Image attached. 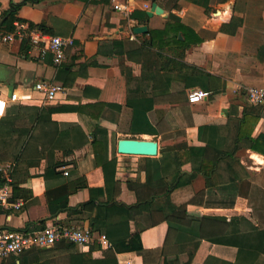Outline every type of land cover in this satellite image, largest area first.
Returning <instances> with one entry per match:
<instances>
[{
  "label": "crops",
  "instance_id": "obj_1",
  "mask_svg": "<svg viewBox=\"0 0 264 264\" xmlns=\"http://www.w3.org/2000/svg\"><path fill=\"white\" fill-rule=\"evenodd\" d=\"M114 2H128L132 7L130 15L114 10ZM153 3L161 13L148 17L146 11ZM234 3L235 0H0V96L6 98L10 91L17 90L32 93L35 98L28 103H9L0 118V167H13L12 198L24 200L20 209H0V230L35 229L41 222L44 226L89 227L84 215L68 217L61 209L64 203L73 207L88 201V187L94 189L95 205L111 194L119 202L135 203L137 193L127 183L145 184L146 162L151 156L120 154L116 144L113 146L114 140L131 135V108L122 107L128 95L134 106L144 103L148 108L151 124H179L184 131L182 138L188 145L205 146L206 157H215L220 150L227 151L238 143L230 160H237L236 171L249 181L251 191L246 195L250 199L231 183L220 185L218 192L205 194L204 179L199 175L190 188L171 196L174 203L194 200L187 204L190 216L212 217L194 227L197 238L174 241L190 235L193 226L188 217L181 219L187 228L180 231L170 230L166 222L160 221L140 234L143 247L154 252L147 263L135 252L114 253L111 241L109 247L98 245L93 249L92 258H115L117 264H264V154L250 149L247 138L235 142L238 120L245 110L260 114L251 125V136L264 135V103L252 104L242 92L234 90L236 84L264 86V52L248 48L264 43V10H257L258 16L249 24L257 35L244 41V22L236 25L233 32L228 27L222 30L233 17L244 20L243 13L234 10ZM12 10L18 21L42 26L54 35L73 37L74 45L64 60L70 64L68 73L61 75L64 79H55L57 67L50 58H41L35 48L24 53L23 38L15 34L13 40H3L13 32L3 24ZM142 14L148 19H142ZM139 25H146L154 34L148 56L141 61L135 53L120 52L113 44L127 39L137 43L145 40L143 33L133 32ZM182 45L189 47L178 48ZM169 48L174 49L170 57L187 64L181 74L178 70H159L161 61L154 52ZM184 78L188 88H182ZM37 82L59 84L64 90L51 101H40L42 95L34 89ZM191 90H202L207 95L191 103L187 100ZM78 105L92 107L78 112ZM94 135L104 145L103 162L115 161L108 174L104 166L93 163L90 144L79 145ZM174 137L168 134L164 143ZM160 140L158 135V154L154 157L161 156ZM166 159L162 163L169 171L173 165ZM56 160L67 165L49 166ZM182 169L189 171V164ZM13 186L17 197L13 196ZM255 190L263 199L255 197ZM158 219L154 216L155 221ZM111 227H116L118 235L134 229L132 222ZM90 247L46 254L50 255L49 264H82L81 253ZM31 260V255L20 253L4 257L0 264H28Z\"/></svg>",
  "mask_w": 264,
  "mask_h": 264
},
{
  "label": "trees",
  "instance_id": "obj_2",
  "mask_svg": "<svg viewBox=\"0 0 264 264\" xmlns=\"http://www.w3.org/2000/svg\"><path fill=\"white\" fill-rule=\"evenodd\" d=\"M13 8L16 9L18 6H14ZM233 8L235 11L237 10L243 13L244 20L242 17H233L228 25L222 26V30L227 31L228 27L230 29L232 28L230 32H233V29L236 27V25H241L244 22L245 27L243 30V40L245 41L250 35H257V32L253 30L249 24L254 20L255 17L258 16V14H256L257 10H264V2L262 3V0H235ZM14 11L15 10L10 11L3 20V24L7 27L8 31H14L13 22L17 20V18L14 17ZM141 18L148 19L146 14H142ZM28 28H38L44 32H47L42 26L35 25L33 23H28ZM142 35L147 38L145 40H140L139 43L127 39L126 41H114L113 44L115 47L118 46L117 49H119L120 52H127V50H129L130 53H135L141 61V59H144L145 56H148L147 52L152 47L151 42L153 43L154 41V34L150 29ZM262 41H264V37L262 38ZM177 42L181 41L177 39ZM23 43L25 45L23 47V52L26 53L31 45L27 39H23ZM248 46L250 49L254 48L256 51L264 52V43L262 45ZM188 47L189 45H182L178 48L184 50ZM154 53L161 61L159 64V70L161 71L178 70L181 74L183 68L187 66V64L184 62L170 57L169 54H174L173 48H169L168 51L163 50L162 52L156 51ZM44 58H50L51 60V56L49 54ZM192 68L196 70V72L198 71L196 67ZM69 69L70 64L63 61L57 67V76L55 79L57 81L64 79L61 75H66ZM199 73L203 74L200 70ZM184 75L188 76L187 73ZM182 80L183 84L185 83L182 88H188L189 86L186 84V78ZM178 96L181 97V95H177V98H179ZM123 104L124 105L122 107H124V109H129V107L131 108L130 112L132 119L129 122L131 137H134L133 135L135 134L147 133L154 135L152 139L156 140V137L161 135L159 148L161 156L148 158L146 162V171L148 177L145 181V184L141 185L140 183H127V185L137 193V200L135 203L125 204L123 202L117 201L115 199V195L111 194V197H107L105 200L98 202V204L95 205L93 203L94 200L92 197V192L94 189L88 187L90 192V199L88 201L82 203L80 202L73 207L64 203L61 209L67 213L68 217L84 215L88 220L89 228L93 234L98 235L100 233H104L109 241H111L110 247L114 253H120V251L135 252L142 257L145 263H147L148 260H151L154 257V252L145 249L142 245L140 234L144 229L155 225L157 222L163 221L168 224L170 230L173 229L180 231L182 228H187L181 223V219L188 217L190 220V225L193 226L192 230H190V235L188 237L179 236L176 237V240H174L175 242H182L188 239L193 240L197 238L198 233L196 234V232H193L194 227H199V225L203 224V222H201L202 220L212 219V217L207 216L201 218L190 216L187 211V204L194 202V200H190L189 198V201L187 200L185 202L174 203L171 196L176 194L177 191H182V189L188 187L190 188L196 177L201 175L204 179L205 185V190L203 193L210 194L213 192H218L220 185L231 183L232 185H235L237 188H239L241 195L244 194V196L248 198L247 200H249L250 197L247 196L246 193L247 191H251V185H249V181L245 180V178H242L241 174L236 171L237 160H230V157L234 155V152L237 149L238 143H236L232 149L227 151L221 152L220 150L219 155H216L215 157H206L204 154L205 146L198 147L194 145H188L186 140L182 138L184 137V131L179 124H174L168 127H163L158 124H151L147 118L148 108L144 105V103H142L141 106H134L128 95L125 98ZM90 107L92 106L78 105L76 110L81 112ZM94 107H96V105ZM166 113L168 116H171L170 110H167ZM162 114L165 115V111H160V115ZM259 117L260 114L258 113L253 114L246 110L243 112L242 116L238 120L239 122L235 142H240L247 138L251 141L249 144L250 149L264 154V135L252 137L250 132L252 129V123L255 122V120H258ZM247 128H249V130H246ZM168 134H174V140L171 139L169 142L164 143V140H166ZM84 143H89L91 149L93 150V163H95L97 166H104L106 169V174H108L109 166H111L115 161L113 160V162L109 163L103 162L102 155L104 151V145L102 141L96 138L94 135L91 140H81L79 145ZM166 158H169L173 165L172 169L169 171L164 169V163H162V161L167 160ZM186 164H189V171L182 169V166ZM66 165L67 163L65 161L56 160L54 164L49 166L54 167ZM12 177L14 179L13 172ZM110 180L111 182L113 181L112 179ZM2 181L3 179L0 172V183ZM115 184L117 185L116 182ZM12 185H15L14 181ZM83 185L80 184L78 186L87 187L85 184ZM74 190L75 188H73V191ZM254 192L257 193V195L255 194V197L258 200L263 199V195L258 192V190H255ZM13 196L17 197V189L14 186ZM159 200H161V203ZM154 216H157L159 219L155 221ZM129 222L133 223L134 229L132 231L127 230L126 233L122 235L116 234V227H111L113 224L123 223V225H126ZM109 226L110 229L108 230ZM44 227V223L41 222L38 228L24 230L30 232L40 230ZM97 247L98 245L95 243L91 245L89 251L81 253L82 264H117L115 258H106L102 260L93 259L91 256V251ZM46 248L47 250L34 246L23 251L21 254L25 256H32V260L28 264H49L50 255L46 253L51 254L50 252L57 250H76L77 246L72 242L62 240L53 244L51 247ZM45 250L47 252L43 254L42 252ZM21 260H24L23 257H21Z\"/></svg>",
  "mask_w": 264,
  "mask_h": 264
},
{
  "label": "built area",
  "instance_id": "obj_3",
  "mask_svg": "<svg viewBox=\"0 0 264 264\" xmlns=\"http://www.w3.org/2000/svg\"><path fill=\"white\" fill-rule=\"evenodd\" d=\"M113 9L119 11L125 16L130 15L132 7L128 2H114ZM14 31L6 34L4 41H11L14 35H18L29 41L30 47L39 52V56L44 58L51 56L52 64L58 67L65 59L67 50L74 45V39L71 35L59 36L44 32L38 28H28V24L22 21L13 22ZM34 89L42 95L40 101H51L57 94L62 93L64 88L59 84L37 82ZM235 91L242 92L247 100L252 104L264 103V86L239 85L236 84ZM207 92L202 90H191L187 94V100L191 103L200 102ZM32 93L18 92L12 90L7 97L0 96V118L7 111L9 103H28L34 101ZM3 181L0 183V209L11 208L20 209L24 200L21 198H12L13 167L7 165L0 167ZM67 174L66 169L63 171ZM66 240L79 247H88L97 244L101 247H109L107 236L104 233L95 235L88 226L69 227L60 224H50L36 231H25L15 229L0 230V260L9 255H18L31 247H51L53 244ZM127 264H129L127 262Z\"/></svg>",
  "mask_w": 264,
  "mask_h": 264
},
{
  "label": "water",
  "instance_id": "obj_4",
  "mask_svg": "<svg viewBox=\"0 0 264 264\" xmlns=\"http://www.w3.org/2000/svg\"><path fill=\"white\" fill-rule=\"evenodd\" d=\"M153 13H161V9L155 3L146 11L148 17ZM148 28L146 25H139L133 28V32L137 34L146 33ZM116 150L120 154L151 156L158 154V142L154 139L137 138V137H121L116 141Z\"/></svg>",
  "mask_w": 264,
  "mask_h": 264
},
{
  "label": "rangeland",
  "instance_id": "obj_5",
  "mask_svg": "<svg viewBox=\"0 0 264 264\" xmlns=\"http://www.w3.org/2000/svg\"><path fill=\"white\" fill-rule=\"evenodd\" d=\"M134 137H137V138H146V139H152L153 137L150 136V135H140V134H136V135H133ZM126 137H131V135H126ZM116 144V141L114 140L113 141V146H115Z\"/></svg>",
  "mask_w": 264,
  "mask_h": 264
}]
</instances>
